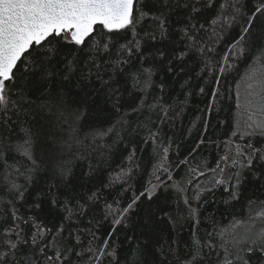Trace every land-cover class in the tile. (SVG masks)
Here are the masks:
<instances>
[{"label": "trees", "instance_id": "16d2710c", "mask_svg": "<svg viewBox=\"0 0 264 264\" xmlns=\"http://www.w3.org/2000/svg\"><path fill=\"white\" fill-rule=\"evenodd\" d=\"M257 2L139 0L134 12L138 22L110 34V42L105 36L107 51L93 47L101 40L99 35L90 38L87 47L60 41L54 78L44 87L28 75L36 84L30 89L33 103L18 114V120L10 112L12 123L3 130V142L10 146L16 142L12 128L17 124L31 126L39 138L38 155L67 163L71 170L67 183L58 187H53L55 181L49 175L38 173L26 199L13 202L17 215L29 221L15 222L24 235H34L37 225L63 228L61 239L70 246V253L83 256H72L73 264H88L87 249H95L112 227L111 217L104 218L106 205L113 210L126 208L135 197L139 199L115 233L119 259L112 264H124V251L130 245L134 247V241L140 243L149 237L153 242L173 244L182 258L196 239L207 249L208 244L224 242L227 233H218L225 229L243 234L249 226L250 207L255 218L256 209L264 201V160L257 158L264 156V135H247L244 131L247 121L246 114L240 112V86L249 74L264 68L247 54L234 55L230 49L239 38L244 18L252 14ZM141 12L146 14L142 18ZM233 15L236 21L231 20ZM190 25L195 28L185 34ZM247 40L257 52L264 48V16L256 19ZM48 47L52 45L41 51ZM221 68L225 70L221 72ZM141 69L152 70V86L144 92L141 89L147 73L133 87L132 75H139ZM16 91L18 88L13 89ZM141 96H147L148 104L171 106L165 123L157 119L158 109L131 110L128 102ZM117 99L123 105L119 111L113 108ZM113 125V131L102 140L89 135L94 129ZM149 131L158 133L155 140L149 138ZM53 139L57 145L52 144ZM235 142L246 152L230 164L225 180L231 185L238 180V189L216 183L224 179V158L233 153ZM247 153L253 155L251 164ZM11 154L19 157L14 151ZM18 182L23 184L24 178ZM155 185L158 190L149 196ZM177 186L184 193H178ZM45 188L52 189L48 196L43 194ZM237 190L239 199L234 200L229 192ZM197 193L199 201L194 199ZM93 194L95 198L90 199ZM49 197L58 203H50ZM185 198L193 209L199 208L198 222L189 215ZM10 199L11 195L0 193V239L12 235L6 232L14 226L8 222L13 207L7 203ZM65 201L69 211L62 206ZM36 203H40L39 208L33 207ZM261 226L257 218L255 227ZM93 233L97 240H93ZM103 264H109L107 257Z\"/></svg>", "mask_w": 264, "mask_h": 264}, {"label": "snow or ice", "instance_id": "6c2138e0", "mask_svg": "<svg viewBox=\"0 0 264 264\" xmlns=\"http://www.w3.org/2000/svg\"><path fill=\"white\" fill-rule=\"evenodd\" d=\"M138 2L139 0H0V170H2L0 171V193L12 196V199L7 202L8 205H13L15 200L26 199L29 185L32 184L38 173L49 175L55 181L53 187L67 183V177L71 174L67 163H57L50 158L38 155L39 138L29 125L17 124L11 129L16 136V142L13 145H5L3 142V130L9 128L12 123V116L9 113L11 112L18 120V114L26 112L33 103L30 89H34L36 84L28 78V75L36 77L44 87H47V81L55 76L54 65L56 57L60 55V49L57 47L60 41H63L65 45L87 47L88 40L94 35H99L101 40L97 41L93 47L98 51L101 48L107 51L108 42H103L105 36L110 42V34L118 33L138 22L134 16ZM209 4H211V0H209ZM239 11L240 9H237L238 13ZM145 15V13H140L141 18ZM259 16H264V0H258L252 14L244 18L239 38L230 51L234 55L247 54L261 68H264V48H260L257 52L254 50V46L248 45L247 40V37L252 34L254 22ZM231 20L236 21V16L233 15ZM160 28L163 33L165 31L163 21L160 22ZM194 28L195 25H190L185 30V34ZM46 45H52V47L41 51L45 49ZM137 47L139 46L137 45ZM79 50L83 51V47ZM124 51L129 50L124 49ZM183 55L185 54L182 53L181 56ZM28 58L31 60L29 61ZM225 59L228 58L225 57ZM124 62L126 63V61ZM93 63L95 62L93 61ZM68 67L70 70V62ZM224 70L220 69L221 72ZM17 73H20L22 81L20 84H17ZM144 73H147V80L143 81L142 92L152 86V70L141 69L139 75H132V79L135 81L133 87H136L142 82L141 76ZM67 78L65 77V79ZM159 87L163 89L164 85L161 84ZM17 88L18 91L13 92V89ZM13 95L16 96V100L12 99ZM147 99V96L135 97L128 102V105L133 112L144 108L158 109L157 119L160 123H165L171 106L160 102L148 104ZM39 107L45 106L40 105ZM122 107L119 99L113 104L114 110L119 111ZM114 127L115 125L107 129L97 128L92 130L89 135L94 140H102L109 136ZM249 127L260 129V134L264 135V121L254 123ZM157 135H153L149 131L151 140H155ZM51 142L53 145H57L55 139ZM63 145L67 146V141H64ZM13 151L23 159L12 155ZM167 151L168 149L165 148L164 152L167 153ZM254 151L259 153V150L254 149ZM257 158L264 160V156L258 155ZM224 159L226 160L227 157ZM251 163L252 158L249 157V164ZM200 174L203 175V173ZM20 177L24 178L23 184L18 182ZM118 178L119 176H117ZM216 183L218 185L228 184L230 188L237 189L239 185L238 180L236 185H231L223 178L217 180ZM51 191V188H45L43 194L48 196ZM184 191L182 187L177 186L178 193L182 194ZM153 194L154 190L148 193L149 196ZM229 195L234 200L239 199L238 190L230 191ZM94 198L95 194L90 197V199ZM137 199L139 197L133 198L132 202L122 209L113 210L111 206L106 205L108 210L104 218L111 217L112 227L109 232L105 233V238L99 240L95 249H87L90 256L88 264H103L105 257L109 259V264H112L113 260L119 259L114 244L115 233L117 228L124 224L126 213L133 208ZM194 199L199 201L200 194L197 193ZM49 200L52 204L58 203L54 198L49 197ZM183 202L189 208V215L196 221L199 208L193 209L187 198ZM251 203L253 202H250V205ZM62 206L65 211H69L66 201ZM33 207L39 208L40 203L34 204ZM79 210L83 211V206H80ZM17 211L13 205L8 222L14 226L6 229V232L12 235L0 239V264H73L72 256H79L80 259H83L82 255L74 251L70 253V246L61 239L63 228L52 229L37 225L34 235H24V230L15 222L20 221L28 224L29 221H25L22 216L17 215ZM249 211V226L244 229L243 234L229 232L227 229L218 233L221 236H225L227 233V238L223 243L208 244L206 249L196 239L192 245L187 246L181 258L177 255L176 247L173 244H165L159 240L153 242L149 237L148 240L140 243L134 241L135 246L130 245L124 251V264H264V226L255 227L257 218L264 225V201H261L260 207L256 209L255 218L251 216V207ZM32 223L35 224L34 218ZM236 223L244 224L245 221H236ZM234 227L235 225H233ZM92 235L93 240L98 239L95 233Z\"/></svg>", "mask_w": 264, "mask_h": 264}, {"label": "rangeland", "instance_id": "374dc122", "mask_svg": "<svg viewBox=\"0 0 264 264\" xmlns=\"http://www.w3.org/2000/svg\"><path fill=\"white\" fill-rule=\"evenodd\" d=\"M254 73L255 74H249L251 78L248 76L240 86V94L242 97L240 112L246 114L245 120L247 123L244 131L247 135L260 133V129H254L249 127V125L264 121V69L261 71H255ZM250 116L252 117L251 119L249 118ZM244 152L246 151L242 149L239 143L235 142L233 153L227 155V159L225 160L224 179L230 175V164L236 160L239 155L242 156ZM246 157L248 160L249 157L253 159L251 153H247ZM158 188L157 185L153 187L154 193ZM153 189H151V192H153Z\"/></svg>", "mask_w": 264, "mask_h": 264}]
</instances>
